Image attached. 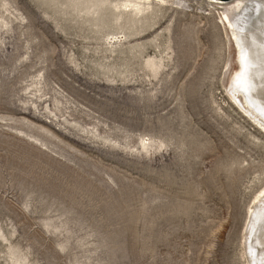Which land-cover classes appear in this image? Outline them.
<instances>
[{
	"label": "rangeland",
	"instance_id": "374dc122",
	"mask_svg": "<svg viewBox=\"0 0 264 264\" xmlns=\"http://www.w3.org/2000/svg\"><path fill=\"white\" fill-rule=\"evenodd\" d=\"M89 1L0 0V264H250L233 10Z\"/></svg>",
	"mask_w": 264,
	"mask_h": 264
},
{
	"label": "bare ground",
	"instance_id": "6f19581e",
	"mask_svg": "<svg viewBox=\"0 0 264 264\" xmlns=\"http://www.w3.org/2000/svg\"><path fill=\"white\" fill-rule=\"evenodd\" d=\"M154 2V0H120L114 5L118 10L123 9V6L128 10L131 6L140 9L141 5ZM210 2L218 5V9L228 7L233 10L232 16L224 13L230 26L229 32L232 35L231 41L235 48L237 63V67L229 73V92L250 118L264 129V0H210ZM249 210L244 237L250 257L249 262L264 264V190Z\"/></svg>",
	"mask_w": 264,
	"mask_h": 264
}]
</instances>
